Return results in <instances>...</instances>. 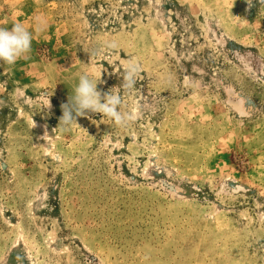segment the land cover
Masks as SVG:
<instances>
[{
    "label": "rangeland",
    "instance_id": "obj_1",
    "mask_svg": "<svg viewBox=\"0 0 264 264\" xmlns=\"http://www.w3.org/2000/svg\"><path fill=\"white\" fill-rule=\"evenodd\" d=\"M15 23L0 264H264V0H0ZM84 74L134 119L59 125Z\"/></svg>",
    "mask_w": 264,
    "mask_h": 264
},
{
    "label": "clouds",
    "instance_id": "obj_2",
    "mask_svg": "<svg viewBox=\"0 0 264 264\" xmlns=\"http://www.w3.org/2000/svg\"><path fill=\"white\" fill-rule=\"evenodd\" d=\"M251 3V0H248ZM32 33L22 24L15 23L10 29L0 28V63L12 66L22 57L31 52ZM115 47V45H110ZM139 72L138 66L130 65L123 77V87L131 89L136 83V75ZM97 81L84 74L79 77V83L74 88V94L69 97L67 103L63 104L62 116L60 117L61 126H69L78 117L88 113L103 114L117 125H125L134 119L132 113L122 114L119 107L122 103L119 94L102 92L98 89Z\"/></svg>",
    "mask_w": 264,
    "mask_h": 264
}]
</instances>
